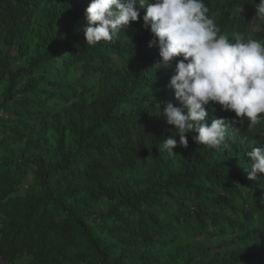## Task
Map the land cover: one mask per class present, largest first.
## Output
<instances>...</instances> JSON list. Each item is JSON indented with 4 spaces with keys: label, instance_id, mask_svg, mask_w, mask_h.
I'll use <instances>...</instances> for the list:
<instances>
[{
    "label": "trees",
    "instance_id": "trees-1",
    "mask_svg": "<svg viewBox=\"0 0 264 264\" xmlns=\"http://www.w3.org/2000/svg\"><path fill=\"white\" fill-rule=\"evenodd\" d=\"M89 3L0 0V261L264 264V173L245 170L264 121L249 128L210 102L209 123L237 121L228 147L191 131L170 156L161 114L180 106L167 85L182 57L155 68L146 7L111 41L87 45ZM204 3L221 34L264 42L259 0Z\"/></svg>",
    "mask_w": 264,
    "mask_h": 264
},
{
    "label": "clouds",
    "instance_id": "clouds-1",
    "mask_svg": "<svg viewBox=\"0 0 264 264\" xmlns=\"http://www.w3.org/2000/svg\"><path fill=\"white\" fill-rule=\"evenodd\" d=\"M145 7L141 26L155 37L161 57L155 68H170L174 58L182 57L167 85L180 106L167 102L161 114L173 126L163 150L171 156L178 145L186 149L191 131L197 133L192 139L198 144L215 150L228 147L227 129L237 121L211 118L209 123L204 106L210 102L234 112L249 128L264 121V42L240 33L231 39L221 34L204 0H90L84 11L85 43L111 41ZM255 9V18L264 20V0ZM246 156L251 162L247 178L257 180L264 173V146L253 147Z\"/></svg>",
    "mask_w": 264,
    "mask_h": 264
},
{
    "label": "rangeland",
    "instance_id": "rangeland-1",
    "mask_svg": "<svg viewBox=\"0 0 264 264\" xmlns=\"http://www.w3.org/2000/svg\"><path fill=\"white\" fill-rule=\"evenodd\" d=\"M10 52L12 54L15 53V51L13 49H11ZM24 64H26V59L25 58H18L16 60L15 64H14V67H19V66L24 65ZM79 74H80V71L78 70V71H75L72 76L71 75L70 76H71V78H76ZM2 114H3V116L7 117L6 116L7 115L6 113H2ZM98 206H99L100 209L105 208L106 203L104 201H101V202H99V205ZM0 264H3V263L0 261Z\"/></svg>",
    "mask_w": 264,
    "mask_h": 264
}]
</instances>
